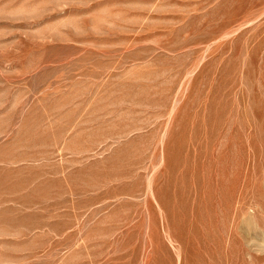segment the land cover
<instances>
[{
  "label": "rangeland",
  "instance_id": "374dc122",
  "mask_svg": "<svg viewBox=\"0 0 264 264\" xmlns=\"http://www.w3.org/2000/svg\"><path fill=\"white\" fill-rule=\"evenodd\" d=\"M0 264H264V0H0Z\"/></svg>",
  "mask_w": 264,
  "mask_h": 264
}]
</instances>
